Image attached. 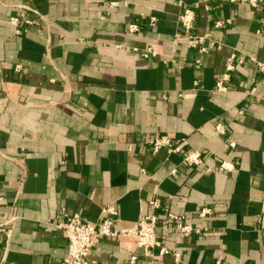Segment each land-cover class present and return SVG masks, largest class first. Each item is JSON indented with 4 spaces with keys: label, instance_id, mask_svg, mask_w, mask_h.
I'll list each match as a JSON object with an SVG mask.
<instances>
[{
    "label": "crops",
    "instance_id": "crops-1",
    "mask_svg": "<svg viewBox=\"0 0 264 264\" xmlns=\"http://www.w3.org/2000/svg\"><path fill=\"white\" fill-rule=\"evenodd\" d=\"M206 3L0 0V264H61L67 240L54 224L62 212L95 222L114 203L115 226L132 228L156 197L161 222L173 213L202 230H157L180 260L146 258L134 238L105 237L89 264H130L131 256L136 264H264V79L252 61L264 62V0ZM185 8L195 12L191 32L221 49L187 47ZM218 20L229 23L214 28ZM133 23L139 32L129 34ZM231 54L245 62H233L227 90L217 92ZM157 137L201 152V163L152 153ZM202 208L211 213L200 217Z\"/></svg>",
    "mask_w": 264,
    "mask_h": 264
},
{
    "label": "built area",
    "instance_id": "built-area-1",
    "mask_svg": "<svg viewBox=\"0 0 264 264\" xmlns=\"http://www.w3.org/2000/svg\"><path fill=\"white\" fill-rule=\"evenodd\" d=\"M218 1V0H212ZM230 3H247L252 7H256L257 4L263 0H228ZM204 3L207 0H203ZM113 5V4H112ZM205 9L209 8V4H204ZM23 9L30 11L33 17L40 16V13L36 8L22 5ZM23 17V15H21ZM34 18L26 19V24H32ZM179 26L186 32V45L188 48L196 50L200 54H207L212 50L221 49V44H216L210 37V35H197L192 33V26L195 21V12L191 8H185L182 10L178 17ZM11 24L18 22L17 18L10 19ZM156 19L152 17L150 24L155 25ZM229 23L228 20H218L214 23V28H221L224 24ZM262 26H264V19L262 20ZM126 31L129 34L139 32L138 24H129L126 27ZM16 35H21L19 29L15 30ZM208 42V45L207 43ZM152 54L151 50H146L143 53L144 57ZM243 57H236L231 54L226 64V72L215 83V91L224 92L227 90L225 83L229 80V73L234 69L236 61L241 65L245 61ZM256 67L258 74L264 79V62L252 60ZM200 60L196 61V66H200ZM20 66H16L19 69ZM256 91V86L252 88L251 94ZM239 113L242 114L240 111ZM215 131L218 135L225 134V127L218 123L215 125ZM151 151L156 154L162 148H165L169 154L182 155L183 162L187 166H197L201 163L202 154L199 151H189L180 141L172 140L167 137H157L151 142ZM234 145V144H232ZM232 165L227 162H222L219 166L220 170H229ZM175 171H172L174 174ZM148 214L139 219L136 225L132 228H117L115 224L118 221V211L114 203L105 204L100 211V215L95 222H89L82 218L79 214H66L62 212L60 215L61 220L56 222L55 227L60 230L67 240V254L61 264H89L90 254L94 248L96 242L105 237H132L136 240V245L142 250L143 256L146 258H153L154 256H167L170 255L175 261H179L181 258L180 253H172L162 242V236H159L157 230L163 227H172L179 234L187 237L191 234L200 235L202 230L197 227H193L185 222V217L168 213L166 219L162 222L159 220L157 213L162 208V202L159 198H152L147 201ZM211 213L209 208H202L199 211L200 217H205ZM13 219L9 221L12 222ZM8 221V222H9ZM0 231L4 232L2 226ZM11 229L6 231L7 238H10ZM137 256H131L129 259L130 264H136Z\"/></svg>",
    "mask_w": 264,
    "mask_h": 264
}]
</instances>
